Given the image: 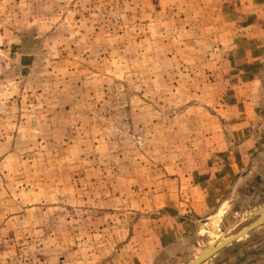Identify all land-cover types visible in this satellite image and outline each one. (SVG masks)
<instances>
[{
    "label": "rangeland",
    "instance_id": "1",
    "mask_svg": "<svg viewBox=\"0 0 264 264\" xmlns=\"http://www.w3.org/2000/svg\"><path fill=\"white\" fill-rule=\"evenodd\" d=\"M262 8L0 0V264H151L183 222L186 253L162 264H189L256 221L264 147L232 153L255 131L239 126ZM230 250L264 264V225Z\"/></svg>",
    "mask_w": 264,
    "mask_h": 264
},
{
    "label": "crops",
    "instance_id": "2",
    "mask_svg": "<svg viewBox=\"0 0 264 264\" xmlns=\"http://www.w3.org/2000/svg\"><path fill=\"white\" fill-rule=\"evenodd\" d=\"M258 9V8H257ZM261 11L262 15H258L257 20L258 23H264V8ZM264 27V26H263ZM257 34H261L264 31V28H258L256 29ZM259 32V33H258ZM247 62V65L249 70V81L251 82L249 90V95L247 96L248 99L246 100L244 106L247 109L246 115H242L240 124L243 123V126H239L240 128L247 127L249 130H255L252 132V138L248 139L242 144H239L238 146H235L233 151V158L234 161L239 160L240 164L241 162L246 163V154L251 155L249 158L253 157V155L257 152V150L260 148V146L264 147V135L263 137H260L256 134L258 132V129H260V125L264 127V44L262 47L253 49L249 51L248 59L245 61ZM244 63V64H245ZM248 72V70H247ZM239 102H241L239 100ZM249 110V111H248ZM238 121V120H237ZM240 132V131H238ZM262 149V148H261ZM259 149V150H261ZM238 175L234 174L233 176ZM224 181H219L217 188L219 189V198L224 197L226 193L228 192L229 186L233 184L234 177L231 175L230 177L223 178ZM217 183V182H216ZM223 185V188H221ZM210 193V192H209ZM216 194V191H215ZM221 195V196H220ZM208 198H213V193H210ZM215 197H218L215 195ZM186 222L181 223L177 227L173 228V231L175 232V239L174 237L169 240L167 236L164 235V233L157 238H159V243L157 247L156 254H159V250L161 254L158 256L159 259H154L151 261V264H162V262H169L171 259H177L181 253H186L187 250V243L186 240L189 238V236L192 234V231L189 233L188 231L184 232ZM187 228V227H186ZM189 233V234H188ZM167 234V233H166ZM238 242V241H236ZM235 243V242H234ZM233 243V244H234ZM229 245L220 252H218L216 255L208 259L203 264H239V258L236 261V258L231 257V250L230 247L233 245ZM208 248V247H207ZM205 248V250L207 249ZM159 249V250H158ZM156 255V256H157ZM197 257V256H196ZM195 257V258H196ZM194 258V259H195ZM193 259V260H194Z\"/></svg>",
    "mask_w": 264,
    "mask_h": 264
},
{
    "label": "water",
    "instance_id": "3",
    "mask_svg": "<svg viewBox=\"0 0 264 264\" xmlns=\"http://www.w3.org/2000/svg\"><path fill=\"white\" fill-rule=\"evenodd\" d=\"M264 225V212L259 214V217L256 221H254L251 225L248 227H245L242 229L239 233L222 240L220 242H216L212 244L210 247H208L203 254L198 255L191 263L189 264H203L208 259L216 255L218 252L226 248L227 246L233 244L234 242L242 239L243 237L247 236L252 231L260 228Z\"/></svg>",
    "mask_w": 264,
    "mask_h": 264
},
{
    "label": "bare ground",
    "instance_id": "4",
    "mask_svg": "<svg viewBox=\"0 0 264 264\" xmlns=\"http://www.w3.org/2000/svg\"><path fill=\"white\" fill-rule=\"evenodd\" d=\"M220 241H222V240H219V242H220ZM203 253H204V252H203ZM203 253H202V254H203ZM200 255H201V254H200Z\"/></svg>",
    "mask_w": 264,
    "mask_h": 264
}]
</instances>
